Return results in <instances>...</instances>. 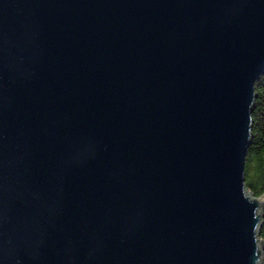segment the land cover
Listing matches in <instances>:
<instances>
[{"label": "water", "instance_id": "water-1", "mask_svg": "<svg viewBox=\"0 0 264 264\" xmlns=\"http://www.w3.org/2000/svg\"><path fill=\"white\" fill-rule=\"evenodd\" d=\"M263 74L264 0H0V264H264Z\"/></svg>", "mask_w": 264, "mask_h": 264}, {"label": "trees", "instance_id": "trees-1", "mask_svg": "<svg viewBox=\"0 0 264 264\" xmlns=\"http://www.w3.org/2000/svg\"><path fill=\"white\" fill-rule=\"evenodd\" d=\"M255 102L252 112L251 144L245 159V184L255 196L264 194V74L254 85ZM264 241V219L260 230Z\"/></svg>", "mask_w": 264, "mask_h": 264}]
</instances>
